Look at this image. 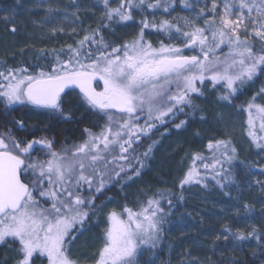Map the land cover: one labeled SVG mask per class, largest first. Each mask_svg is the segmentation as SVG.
I'll return each instance as SVG.
<instances>
[{
	"label": "snow or ice",
	"instance_id": "6c2138e0",
	"mask_svg": "<svg viewBox=\"0 0 264 264\" xmlns=\"http://www.w3.org/2000/svg\"><path fill=\"white\" fill-rule=\"evenodd\" d=\"M176 3L119 0L113 7L111 0H97L103 6L100 23L89 27L75 46L43 52L52 56L48 64L0 65V104L6 111L21 106L71 121L65 98L75 92L86 110L104 121L99 132L86 127L81 142L60 150L48 137L22 140L11 130L0 133V245L14 251L13 264H82L72 245L90 230L85 225L91 217L104 210L105 205L95 204L98 195L122 175L126 180L141 175L156 143L137 153L142 139L185 108L194 112L198 107L194 97H203L209 87L220 92L218 100L231 104L245 88L264 78V0H204L202 6L201 0H179L195 14L155 18L157 11L170 17ZM147 10L152 19L143 15L130 39L116 44L104 35L135 23L136 13ZM152 30L164 39L153 43L147 35ZM239 111L245 114L246 135L264 153V84ZM12 123L18 130L25 127L23 120ZM187 123L181 120L175 128ZM38 147L46 150L47 158H33ZM205 147L210 155L192 153L179 179L181 201L185 186L208 187L209 179L221 189L236 184L237 149L232 141L212 139ZM252 167L247 168L249 173ZM259 171L264 175V166ZM254 183L264 193V180ZM165 199L167 209L162 205ZM174 206L170 194L158 191L135 208L125 204L107 211L98 244L86 261L140 264L146 251L154 253L159 246ZM243 207L250 217L253 206ZM220 239L235 248L250 239L264 243V232L255 225L245 231L225 223L214 237Z\"/></svg>",
	"mask_w": 264,
	"mask_h": 264
},
{
	"label": "trees",
	"instance_id": "16d2710c",
	"mask_svg": "<svg viewBox=\"0 0 264 264\" xmlns=\"http://www.w3.org/2000/svg\"><path fill=\"white\" fill-rule=\"evenodd\" d=\"M26 1L27 0H0V10L18 8L20 3H25ZM89 1L93 5L94 9L98 12L94 23L89 26L94 29L100 23L101 17L103 15V6L98 5L97 0ZM111 4L113 7H116L119 4V0H111ZM157 13L160 14L163 12L157 11ZM150 14H152L151 10H147L143 14L139 12L136 13L134 24L137 25V31L139 30V21L142 16L147 15L150 19ZM118 27L115 28L114 35H110L108 32H105L104 35L106 38L114 42L113 38L117 33ZM3 30L2 23H0V36H2L4 33L6 35L3 37L8 35L11 36L6 30L5 32H3ZM148 33L153 34L156 37V41L158 39H164L163 36L158 35L154 30L149 31ZM152 39L153 37H151V40ZM165 42L167 43L168 41L165 40ZM257 46L259 47L258 44ZM51 51L52 50L44 52ZM42 53L43 52H39L32 47L19 48L11 54H8L7 57L0 58V65L16 68L20 66L28 67L37 63L48 64L52 60V56H43ZM263 82V78L257 80L251 87L245 88L243 94H239L237 98L233 99L231 105H228L233 107L235 104V106L239 108L240 105L244 104L245 101H247L256 92L257 87L259 88ZM215 93L220 94L219 91H215ZM201 99L202 97H194V103L198 106L194 112L191 109L185 108V112L183 114H179L175 117V119H169V122L166 125H160V127L154 130V133H151L153 135L150 134V137H152L151 142L156 141L155 148L161 141H164L165 138H172L173 141L171 140V142L167 144L170 147L176 146V153L172 154L170 157H165L164 161H159L157 164L153 162L151 168L148 166L149 162L145 161L146 166L141 170V175L139 177L134 176L132 180H126L122 175L118 182L113 181L111 184H109L108 188H106L103 194H99L95 201V204L98 207L101 205L106 206L108 203H110L115 205L116 208H119L125 204L135 208L138 206V201H144L147 199V197L152 196L158 191H163L173 197V204L175 206L171 210L172 215L167 218V222L163 225L162 238L160 240L159 246L154 250V253L146 251L142 260H140V264H153V262L154 264L181 263L177 259L174 261V259L171 257V253L166 251V241L170 239L172 241L171 243L175 244L179 251H181L180 249L182 248L186 250L189 249L193 254L196 252V255H198L197 260H203V264H262L264 262V243L262 242H257L255 239H250L234 248L232 243L229 241H225L223 239L214 240L216 235L221 234V227L225 223L232 225L234 230L236 228H240L247 231L249 225H255L262 232H264V229L261 228L264 227V225L259 223L262 221L264 210L258 211L257 207V201L264 202L262 195L260 193L255 195L254 192L257 191L255 188H250L249 191H246L247 189L244 188L242 184L239 183L238 185V180L241 182V178L247 171L244 166H236L234 168L236 184L225 187L224 189H221L218 185H216L215 181L211 179H209L207 182L208 187H204L203 185H195L200 189L203 188L202 190H216L220 196L223 195L225 197H231V194H233L237 202L236 204L239 205L237 207L239 213L236 214V216H233L231 221L227 222L226 219L228 220V218H223L220 219L221 222L219 224L215 225L213 222L207 219V216H204L206 218H201L202 221H197L195 224L186 223L185 229L188 230L187 232H183L182 234L173 232L171 235L172 237L169 236L172 232L170 230V226L176 222L175 220H180L179 222L183 223L191 219V217L187 214L186 209H188V206L192 207L193 199L192 197L188 199L187 191L190 190V187L194 185L185 186L182 192L184 199L182 201L178 199L179 195L181 194V189L178 187V182L179 179L184 175V172L191 162V154L194 152H202L205 155H210L207 152L205 146L207 144L208 138L211 135V131L209 129L210 127L205 126V123L207 124L206 120L208 121L207 118H209L211 112L208 110L209 107L207 104H204V102L200 101ZM65 107L70 109L72 112L73 119L71 121H65L59 118H50L46 114L38 115L34 118L30 114V109L28 108L16 106L15 110L6 111L4 106L0 104V133L5 132L6 130H11L13 136L22 140L48 137L49 139L55 140V150H60L63 147H71L73 144L81 142L84 138L83 129L86 127L91 128L94 132L100 131V128L104 123L103 119L93 114L92 111L85 110V106L80 103L75 92L65 98ZM201 108L203 110H201ZM38 111L43 112V110ZM204 118L205 123L202 121ZM13 120H23L25 125L24 129L18 130V127L12 123ZM181 120H187V125L181 129L175 128V124L179 123ZM140 123H143V120L140 121ZM190 134H192V137L188 136ZM148 143H140L137 145L136 152L139 153L146 150ZM153 150L154 146L150 154L151 156L149 155V159H153ZM42 153H45L44 155H46V150L41 152L37 148V151L33 152L32 154L33 158L34 156L39 158H42V156L47 157ZM262 155L264 159V153H262ZM141 158L143 159V157ZM156 158L157 157H155V159ZM180 162L183 163L180 167V170H178V172L180 171V178L176 179L177 171L175 170V166ZM150 164H152V162H150ZM136 166L139 167V165ZM130 174L131 173H129V175ZM244 192L247 193L246 197L244 196L245 198H243ZM84 195L87 196L88 192L85 191ZM244 204L251 205L254 208L253 212L250 214V217H248L244 211ZM162 205L165 207V209L168 208L166 199L162 201ZM199 212L201 214L204 213L203 210H199ZM191 213L197 214L195 211H191ZM100 219V211H98V214L96 216H92L91 219L86 223L85 227L86 229H90V234L94 235V233H98L96 225ZM201 222H203V224ZM176 224L179 223L177 222ZM182 243H184V245H182ZM193 243H198L200 244L199 246L203 245L205 247L204 252H198ZM214 244L215 246L213 247ZM6 250H10L8 245H0V264H3L4 259L7 260V264H13V260H11L10 257L6 258ZM12 252L14 253V251ZM183 258V261L186 264L185 254L183 255ZM187 258L189 259L188 255Z\"/></svg>",
	"mask_w": 264,
	"mask_h": 264
},
{
	"label": "rangeland",
	"instance_id": "374dc122",
	"mask_svg": "<svg viewBox=\"0 0 264 264\" xmlns=\"http://www.w3.org/2000/svg\"><path fill=\"white\" fill-rule=\"evenodd\" d=\"M203 2L204 0H201V5L199 6H202ZM199 6H197V10L199 9ZM50 8L53 11L49 12L48 9ZM0 12V23H2V28L4 29L3 32L6 30L11 35L3 37L6 35L4 33L0 36V58L7 57L8 54H11L19 48L32 47L39 52H44L48 50H60L69 44L75 46L76 41L83 37L88 27L94 23V20L98 15V12L94 9L89 0H27L25 3H20L18 8L2 9ZM73 13H75V15H73ZM194 14L195 13L185 9L179 3V0H177L175 10L172 11L170 17L165 13L159 14L156 12L155 18L159 20L162 18L192 16ZM152 15L153 14L149 15L150 19H152ZM8 16L12 17V20L6 22L5 17ZM65 17H67V19H65ZM13 27L16 28L15 32L12 31ZM54 29L55 32L53 31ZM61 29L63 30L61 31ZM73 29H75V32H73ZM117 29V33L113 39L114 43L119 44L136 34L137 25L129 22L127 26H119ZM147 35L149 39L153 37L152 41L153 43H156V37L153 34L148 33ZM262 84H264V82ZM258 89L259 88L257 87V90ZM219 95L220 94L213 92L209 87L206 89L205 95L200 100L201 102H204V104H207L209 107L208 110L211 112L209 118L206 117L208 119V121L206 120L207 124L205 123V118L202 120L203 123H205V126L210 127L211 135L208 138V141L212 139H230L232 141L237 149L236 166H244L246 169L254 166L252 167L251 173L246 171L245 175L241 178V182L238 180V185L239 183L242 184V186L247 189L246 191H249L250 188H255L257 191H255L254 194L256 195L257 193H260L264 200V193H262L259 186L254 183L255 179L264 180V175L259 171V169L264 166L263 155L258 152L251 143L249 137L246 135L245 114L239 111V108L236 107L235 104L231 107L228 105L229 103L218 100ZM201 110L203 109L201 108ZM30 114L35 118L38 115H43L44 112L30 110ZM142 120L143 119H141V121ZM158 127H160V125H158ZM152 133H154V131ZM151 135L143 138L141 143L146 144V142H149L148 145L152 143ZM188 136L192 137V134ZM171 140L172 138L167 137L164 141H161L156 148L154 145L153 159H149V157L146 159V161L149 162L148 166L150 168L151 165H153V162L156 164L159 163V161L162 162L165 157H170L177 152L176 146H168L167 143L171 142ZM42 154L44 155L45 153ZM155 157L158 159H155ZM34 158L39 157L34 156ZM45 158L47 157L42 156L40 159ZM150 162H152V164H150ZM182 164L183 163L180 162L175 166V170L177 171L176 179L180 178V171L178 172V170H180ZM202 189L194 185L187 191L188 199H190V197L193 199L192 207L188 206V209H186V212L191 219L183 223L179 222L180 220H175L176 222L170 226V230L172 231L169 235L170 237H172L171 235L173 232H178V234L187 232L188 230L185 229L186 223L195 224L197 221H202L201 218L204 216H207V219L216 225L221 222L220 219L228 218V220L226 219L228 222L231 221L233 216L238 214L237 207L239 205L236 204L237 202L233 194H231V197H225L223 195L220 196L216 190L204 189L206 190L204 191ZM246 195L247 193L244 192L243 198H245ZM114 207L116 208L115 205L108 203L104 207V210L102 212L100 211L101 219L96 225L98 233H94L93 235L90 234V230H85L72 245L73 255L80 258L82 264H90V260L86 261V258L91 257L92 253L95 251V245L98 244L97 238L103 231L105 213ZM257 207L258 211H263L264 202L257 201ZM199 210H203L204 213L201 214ZM191 211H195L197 214H193ZM177 222L179 224H176ZM201 223L203 224V222ZM259 223L264 225V215H262V221ZM261 228L264 229V227ZM166 242V251L171 253V257L174 261L176 259L180 261L181 263L179 264H185L183 261L184 254L186 257V264L204 263L203 260H197L198 255H196V252L193 254L189 249L186 250L182 248L180 249L181 251H179L178 247L171 243V239ZM182 245H184V243H182ZM193 245L198 252H204L205 247L203 245L199 246L200 244L198 243H193ZM187 255L189 256V259L187 258ZM5 256L6 258L10 257V259L14 261L15 253L11 250H6ZM143 256L140 257V260H142ZM5 260L6 259H4V261ZM262 264H264V262Z\"/></svg>",
	"mask_w": 264,
	"mask_h": 264
},
{
	"label": "water",
	"instance_id": "95a60500",
	"mask_svg": "<svg viewBox=\"0 0 264 264\" xmlns=\"http://www.w3.org/2000/svg\"><path fill=\"white\" fill-rule=\"evenodd\" d=\"M78 92V90H76Z\"/></svg>",
	"mask_w": 264,
	"mask_h": 264
}]
</instances>
